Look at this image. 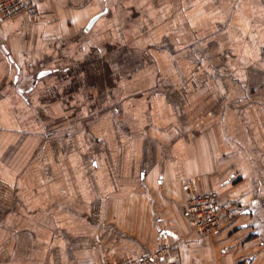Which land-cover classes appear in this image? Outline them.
<instances>
[{
	"label": "crops",
	"instance_id": "0c3cea01",
	"mask_svg": "<svg viewBox=\"0 0 264 264\" xmlns=\"http://www.w3.org/2000/svg\"><path fill=\"white\" fill-rule=\"evenodd\" d=\"M34 1L0 22V264H264V0Z\"/></svg>",
	"mask_w": 264,
	"mask_h": 264
},
{
	"label": "built area",
	"instance_id": "2783aa9c",
	"mask_svg": "<svg viewBox=\"0 0 264 264\" xmlns=\"http://www.w3.org/2000/svg\"><path fill=\"white\" fill-rule=\"evenodd\" d=\"M20 15L30 19L38 15L34 0H0V22L9 21ZM260 60L264 61V46L260 49ZM185 212L189 216L192 230L199 235H213L220 228V215L229 214L227 207L220 203L216 191L195 193L185 203ZM175 264L171 246L161 243L154 254L141 255L119 262L105 261L100 264Z\"/></svg>",
	"mask_w": 264,
	"mask_h": 264
},
{
	"label": "rangeland",
	"instance_id": "374dc122",
	"mask_svg": "<svg viewBox=\"0 0 264 264\" xmlns=\"http://www.w3.org/2000/svg\"><path fill=\"white\" fill-rule=\"evenodd\" d=\"M86 65H88V64H85V66ZM71 85L73 86V87H75V88H77V85H78V81L77 80H73L72 82H71ZM90 84H88V86H89ZM126 88V87H125ZM134 88V87H133ZM47 98H48V96H47ZM57 100V98H55V97H53V96H49V98H48V101H46V104H47V108H46V104H44L45 106L43 107V109L46 111L47 109H48V104H51V103H56V102H54V101H56ZM60 102V101H59ZM58 102V103H59ZM46 114H48L47 112H46ZM58 122H57V124H56V128H55V130L56 131H58V130H60V128H61V126L65 123V119L62 121V119L61 118H59L58 120H57ZM55 126H53L52 127V130H49V134H52V133H54V128ZM49 129V128H48ZM55 131V132H56ZM52 132V133H51ZM48 135V134H47Z\"/></svg>",
	"mask_w": 264,
	"mask_h": 264
},
{
	"label": "water",
	"instance_id": "95a60500",
	"mask_svg": "<svg viewBox=\"0 0 264 264\" xmlns=\"http://www.w3.org/2000/svg\"><path fill=\"white\" fill-rule=\"evenodd\" d=\"M97 17H98V16L93 17V19H91V21L88 23L87 28L91 26V24L94 22V20H95ZM46 73H47V72H42V73H40L38 76L40 77V76H42V75H45Z\"/></svg>",
	"mask_w": 264,
	"mask_h": 264
}]
</instances>
